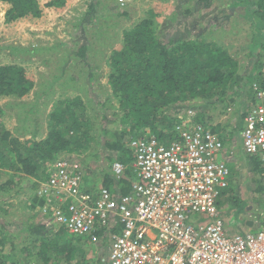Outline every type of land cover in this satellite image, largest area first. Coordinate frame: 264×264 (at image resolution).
<instances>
[{
	"label": "trees",
	"instance_id": "1",
	"mask_svg": "<svg viewBox=\"0 0 264 264\" xmlns=\"http://www.w3.org/2000/svg\"><path fill=\"white\" fill-rule=\"evenodd\" d=\"M69 1L48 0L41 4L40 0H0L7 5L3 14L4 25L22 18L38 21L46 17L44 9L62 11ZM197 1L204 3V6L209 5V0ZM233 2V7L243 6V11L237 14L251 26L252 47L249 56H253L257 62L249 72L238 73L237 60L214 41H191L180 36H170L165 42L161 41L155 34L154 26L156 17L165 5L156 3L145 17L123 31L120 47L112 48L107 53L108 83L117 101L111 117L107 114L109 99L94 104L93 114L88 113L86 103L78 95L58 99L52 102L46 115L43 134L35 113L30 109L28 112L23 110L26 102L20 100L35 86L33 74H28L25 66L18 63L1 64L0 97L13 96L18 99L8 104L17 107L18 124L12 130L5 128L1 120L4 111L0 106V167L7 163L9 170L6 173L0 170V199L19 197L25 188L21 181L27 177L46 179L52 162L62 153H73L76 158L92 145L94 157H98L99 149L114 153L113 156H105L109 164L108 170L104 167L101 169V184L113 192H117L118 187L119 192L125 194L130 190L129 179L134 177L130 166L133 159L127 144L131 137L148 133L163 142H170L177 137L178 115L189 109L195 111V120L202 127H209L211 132L219 133L221 124L218 122L213 125L216 119L212 113L217 104H220V112L227 107L234 108L236 123L242 122L246 109L253 103L252 83L264 89V53L257 52L264 47V0ZM106 3L105 0L87 3V10L83 12L78 25L84 30L94 25L88 21H93ZM51 48L59 49V45L53 44ZM86 48L87 44L74 45L71 54H77L81 59ZM13 49L16 51L15 47ZM20 50L31 55L38 48L24 47ZM63 54L68 55L64 51ZM63 72L64 69L61 74ZM61 74L53 75L52 81L60 78ZM39 85L43 83L39 82ZM51 86L49 84L47 87ZM117 123L119 125L115 127ZM229 124L228 131L234 135L232 125L235 124ZM26 135L29 137L22 139ZM76 159L83 164V160ZM242 159L247 161L253 172H257V191L264 190V163L254 155H246ZM114 160L127 165L124 178L115 179L110 173V165ZM222 190L230 205L240 202L237 208L246 206L243 199L235 196V188L231 183ZM28 201L29 207L35 208L34 203L39 202L41 206L43 199L33 196ZM5 214L7 209L1 204L0 264H30V259L35 257L37 264L88 263L85 257L76 258L78 254H83L82 242H87L83 237L70 234L63 227L48 229L46 222L30 221L29 218L24 227L11 231L2 218ZM20 232L25 233L21 246L16 247L11 237H18ZM9 256L13 257L11 262H8Z\"/></svg>",
	"mask_w": 264,
	"mask_h": 264
},
{
	"label": "built area",
	"instance_id": "2",
	"mask_svg": "<svg viewBox=\"0 0 264 264\" xmlns=\"http://www.w3.org/2000/svg\"><path fill=\"white\" fill-rule=\"evenodd\" d=\"M253 96L241 146L264 163V89L255 83ZM178 117L170 142L148 133L128 140L134 177L125 194L104 185L81 188L83 164L59 155L38 183L42 223L92 244L107 238L108 254L93 264H264V228L231 234L216 207L230 181L219 135L196 122L192 110ZM126 166L114 160L113 177L124 178Z\"/></svg>",
	"mask_w": 264,
	"mask_h": 264
},
{
	"label": "rangeland",
	"instance_id": "3",
	"mask_svg": "<svg viewBox=\"0 0 264 264\" xmlns=\"http://www.w3.org/2000/svg\"><path fill=\"white\" fill-rule=\"evenodd\" d=\"M46 1L48 0H40V3L44 4ZM105 1L107 3L102 8L103 11L100 9L95 19L88 21L94 23V25H91L93 27H86L85 30L78 25V22L83 12L87 10V3L95 2V0H70L62 11L44 9L45 18L42 17L38 21H29L22 18L10 25H4L3 14L7 5L0 2V65L18 63L25 66L28 74H33L36 84L20 100L26 102L22 108L23 110L29 111L30 109L35 113L39 124L42 126L43 134L46 126V115L52 102L66 97L80 96L86 103L89 114L94 113L91 112L92 108L96 107L94 104L97 105V102L109 99L110 108L107 110V114L111 117L110 114L117 107V101L108 83L107 53L112 48L120 47L123 31L145 17L148 10L153 9L157 2L166 5L156 17L154 26L155 34L159 36L161 41L165 42L170 36H180L191 41H214L218 46H223L234 60H237V72L240 74L249 72L254 63L257 62L253 56H249V49L252 47L250 23L237 14L243 11V6L233 7V0H209L207 6L197 0ZM76 20L77 24L75 25ZM56 43L59 45V49L51 48ZM79 44H87L85 55L81 59L77 54H71L72 47ZM260 45L262 46V43ZM14 47L16 51L13 49ZM24 47H34L38 50L30 55L20 50ZM56 50H59V52L57 53ZM63 51L68 55H64ZM259 51L264 53V47L259 48L257 52ZM56 58H58L57 61ZM60 60H63V62ZM60 65L61 67L58 68ZM62 69H64V72L61 74ZM55 74L56 76L61 74V76L52 81V76ZM39 82H42L43 85L40 86ZM49 84L52 85L50 88L47 87ZM17 101L18 99L13 96L0 97V106L4 111L1 120L5 128L10 130L18 124L16 115L18 109L8 104ZM233 109L229 107V109L225 108L223 112H220V104H217L216 109L212 111L213 118L221 124L219 134H225V137L228 132L227 125L235 122L233 120L235 116V113L232 112ZM118 125V123L114 124L115 127H118ZM229 126L231 125L229 124ZM241 126L242 122L232 125V130L238 139L234 148L239 158L237 161L229 154L231 156L229 160L233 162V165L228 164V167H230L228 179L230 180L229 183L231 182L233 188H235V196L243 199L246 206L241 210L237 208L240 202L230 205L224 198L223 190L216 197V207L221 212L223 211L222 217L228 232L230 230L229 233L231 234L245 233L243 229L245 219H242L244 212L252 219L264 218V190L257 191L255 181L257 172H253L247 161L242 159L248 154L243 151L241 146L239 137ZM28 137L29 135H26L22 139ZM104 138H107V136ZM92 147L81 155L77 156L76 154V158L83 160L84 166L81 188L97 187L98 184L102 183L101 169L104 167L108 170L109 164L105 156L114 155L110 151L105 152L103 149H99L97 151L98 157H94ZM66 154L74 156L70 152H66ZM7 166L6 163L5 166L0 167L2 173L9 171ZM41 180L43 179L27 177L21 181L25 188H23V192L19 197L9 199L3 197L0 199V205L2 204L7 209V214L2 218L7 222L11 231H17L19 228L24 227L27 218L36 222L43 220L38 213L39 202L34 203L35 208L33 207V209L29 207L30 201H28L36 196L38 186L35 183ZM34 184L35 187L32 188ZM260 184L263 183L260 182ZM3 200L7 201L3 202ZM54 226L56 225L50 222L48 229L54 228ZM259 229L260 227L254 226L249 231L256 233ZM24 233L20 232L18 237H11L16 242V247L21 246ZM106 239H102L98 244L82 242L83 254H78L76 258L85 257L88 263H93L94 260L100 261L107 253L108 241ZM12 260L13 257L9 256L8 262ZM36 260V257L35 259L31 258L29 263L37 264Z\"/></svg>",
	"mask_w": 264,
	"mask_h": 264
},
{
	"label": "crops",
	"instance_id": "4",
	"mask_svg": "<svg viewBox=\"0 0 264 264\" xmlns=\"http://www.w3.org/2000/svg\"><path fill=\"white\" fill-rule=\"evenodd\" d=\"M158 3V2H157ZM159 5H161V6H164V5H162V4H159ZM166 7V5L164 6V8ZM163 8V7H162ZM163 8V9H164ZM239 137H240V135H239ZM238 139H237V137H236V134H235V132H234V135H232V134H229V135H226V137H225V139H224V144H225V146H226V148H227V153L226 154H223V160L227 163V164H231V165H233V162H231V160H229V157H233L234 159H236L237 161H238V155L235 153V144H236V141H237ZM240 140H241V137H240ZM232 154H231V153ZM229 154L231 155V156H229ZM234 163H236V162H234ZM110 173H111V171H110ZM231 183V182H230ZM101 184V183H100ZM100 184H98L99 186H100ZM98 185H97V187H98ZM97 187H87V188H89V189H95V188H97ZM228 210V209H227ZM227 210H225V211H227ZM222 213H223V211H222ZM245 213V212H244ZM242 214V219L244 218L245 219V224L243 225L244 226V232L246 233V232H251V231H249V229H251V228H253L254 226H256V227H260V229L263 227L264 228V223H262V220H264V218H258V219H252V218H249L247 215L248 214ZM252 217V216H251ZM225 222V221H224ZM228 229V228H227ZM229 232H230V230H229ZM106 254H108V248H107V253Z\"/></svg>",
	"mask_w": 264,
	"mask_h": 264
},
{
	"label": "clouds",
	"instance_id": "5",
	"mask_svg": "<svg viewBox=\"0 0 264 264\" xmlns=\"http://www.w3.org/2000/svg\"><path fill=\"white\" fill-rule=\"evenodd\" d=\"M253 85V84H252ZM228 109H229V107H227ZM189 110H191V109H189ZM187 111V110H186ZM186 111H183L184 113L186 112ZM192 111H194V110H192ZM233 111H234V109H233ZM232 111V112H233ZM195 112V111H194ZM195 116H196V113H195ZM233 120H235V122H233V124H235L236 123V116H234L233 117ZM215 123H218L216 120H215V122H214V124L213 125H215ZM212 125V124H211ZM228 131V130H227ZM218 135H219V138H220V141L223 143V148H224V154H226L227 153V148H226V146H225V144H224V139H225V134L223 135V134H219V133H217ZM230 133H229V131L227 132V134L226 135H229ZM239 135H240V131H239ZM232 154V153H231ZM62 155H65V153H62ZM113 162V161H112ZM227 166H228V164H227ZM110 167H111V165H110ZM111 171V170H110ZM83 184V183H82ZM102 185V184H101ZM85 188H87V187H85ZM43 223H45V222H43ZM47 226V225H46ZM55 227V226H54ZM56 228V227H55ZM86 240V239H85ZM87 242H89L88 240H87ZM95 261V260H94ZM86 264H93V263H86Z\"/></svg>",
	"mask_w": 264,
	"mask_h": 264
}]
</instances>
